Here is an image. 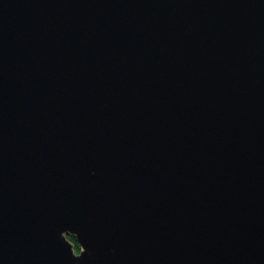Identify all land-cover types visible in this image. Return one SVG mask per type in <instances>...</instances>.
Masks as SVG:
<instances>
[{
	"label": "water",
	"instance_id": "water-1",
	"mask_svg": "<svg viewBox=\"0 0 264 264\" xmlns=\"http://www.w3.org/2000/svg\"><path fill=\"white\" fill-rule=\"evenodd\" d=\"M0 264H264V0H0Z\"/></svg>",
	"mask_w": 264,
	"mask_h": 264
},
{
	"label": "trees",
	"instance_id": "trees-1",
	"mask_svg": "<svg viewBox=\"0 0 264 264\" xmlns=\"http://www.w3.org/2000/svg\"><path fill=\"white\" fill-rule=\"evenodd\" d=\"M68 239L74 244V249L77 250L78 249V245H77L75 237L70 235Z\"/></svg>",
	"mask_w": 264,
	"mask_h": 264
},
{
	"label": "flooded vegetation",
	"instance_id": "flooded-vegetation-1",
	"mask_svg": "<svg viewBox=\"0 0 264 264\" xmlns=\"http://www.w3.org/2000/svg\"><path fill=\"white\" fill-rule=\"evenodd\" d=\"M80 252V249L78 248L77 250H76V253H79Z\"/></svg>",
	"mask_w": 264,
	"mask_h": 264
},
{
	"label": "rangeland",
	"instance_id": "rangeland-1",
	"mask_svg": "<svg viewBox=\"0 0 264 264\" xmlns=\"http://www.w3.org/2000/svg\"><path fill=\"white\" fill-rule=\"evenodd\" d=\"M70 236V235H69ZM69 236H67L68 238H69ZM78 245V244H77ZM78 248H79V246H78ZM80 249V248H79ZM75 252H76V250H75Z\"/></svg>",
	"mask_w": 264,
	"mask_h": 264
}]
</instances>
